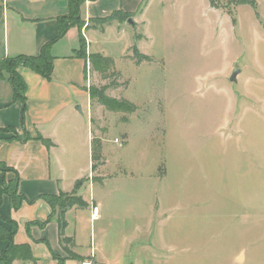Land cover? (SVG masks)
Returning <instances> with one entry per match:
<instances>
[{"label": "rangeland", "instance_id": "obj_1", "mask_svg": "<svg viewBox=\"0 0 264 264\" xmlns=\"http://www.w3.org/2000/svg\"><path fill=\"white\" fill-rule=\"evenodd\" d=\"M255 2L217 0L211 11L202 0H153L135 27L121 14L80 21L126 26L94 33L91 48L114 69L103 79L89 65L83 149L87 162L88 135L103 143L92 192L116 223L134 215L133 249L145 244L150 264H264V0ZM135 48L152 61L135 64ZM99 93L137 110L111 111Z\"/></svg>", "mask_w": 264, "mask_h": 264}, {"label": "crops", "instance_id": "obj_2", "mask_svg": "<svg viewBox=\"0 0 264 264\" xmlns=\"http://www.w3.org/2000/svg\"><path fill=\"white\" fill-rule=\"evenodd\" d=\"M151 2L153 0H83L79 15L81 20H89L108 17L115 11L129 13L128 19L135 27L143 23L142 16ZM174 3L175 0H161L162 8ZM202 5L213 11L209 0H202ZM69 12V0H0V60L39 55L42 46L58 36L59 22ZM110 26L120 30L126 27L119 22L82 30L77 25L69 26L50 46L53 68L49 79L22 65L17 67V73L26 84L27 106L23 120L22 105L13 100L8 75L0 76V162L17 172V193L24 198L15 210L4 196L0 217L17 224L14 243L28 245L33 257L32 260L17 259L11 264H58L56 258L62 259L63 264H80L86 259L94 264H150L144 261L145 244L137 243L139 248L133 249L134 237H137L135 226L130 231L128 227L133 224L134 215L125 216L119 224L116 223L119 215L101 213L91 188L97 179L91 177L94 172L91 171L93 138L90 134L85 162L83 110L90 109L91 98L86 88L89 64L73 53L79 48L82 36L87 55L100 54L91 48L95 46L94 33ZM6 128L13 131H5ZM26 134L28 140H25ZM39 137L48 141L49 147ZM82 179L85 181L75 194L88 206L67 210L63 237L70 238L71 242L62 244L57 214L48 220L52 211L40 196L72 193L75 182ZM91 204L99 207V217L93 221L90 219ZM114 228L121 230L114 233ZM5 246L6 243L0 241V264H4L1 255Z\"/></svg>", "mask_w": 264, "mask_h": 264}, {"label": "trees", "instance_id": "obj_3", "mask_svg": "<svg viewBox=\"0 0 264 264\" xmlns=\"http://www.w3.org/2000/svg\"><path fill=\"white\" fill-rule=\"evenodd\" d=\"M211 7L219 8L217 0H209ZM235 1V6H242L248 5L253 10H256V2L255 0H230ZM83 0H69L70 12L69 15L59 22V34L58 36L45 43L39 55L25 57V56H18L14 58H5L0 60V76L3 73L8 75V81L11 86L13 92V100L21 102V118H24V112L26 110V84L21 78V76L17 73V67L22 65L24 67L29 68L33 72L43 76L46 79H49L52 68H53V57L50 54V46L60 39L69 26L77 25L78 29L81 30L80 25V15L79 9L80 5L82 4ZM229 16H232L233 24L235 22V18L231 11H226ZM121 14V16H120ZM120 16L121 20H127L131 17L129 13H121L118 11L113 12L110 16L104 18H96L92 20H96L100 23H108L110 22L115 16ZM73 56L77 58H82L87 61V64L91 65L92 69L99 73L103 79L107 78L109 75L107 73L114 69V62L111 58L103 56L98 53L89 54L86 53V44L85 40L82 36H80V45L77 50L74 51ZM133 56L135 58V64L139 65L142 62H150L152 59L148 56H144L138 53L136 49L133 50ZM90 98H94V89L89 87L88 89ZM99 97V95H98ZM99 101L106 106L109 110L114 112H126V113H134L137 110V107L132 104L131 102L125 99H107V98H99ZM5 131H13L11 128L4 129ZM29 136L25 135V140H28ZM47 147H49L50 143L43 138L39 137ZM91 171L97 172V168L104 165V160L102 156V143L101 140L98 138H93L91 140ZM4 172H10L13 174V178L10 182L7 183L5 180ZM19 181V176L15 170L5 166L3 163L0 162V205L2 203L3 197L7 196L10 201L11 208L18 209L21 206L22 201L24 200L23 197L18 195L17 193V185ZM85 180H79L75 182L74 190L71 195L67 193L57 195H42V198L51 208V215L48 218L50 220L53 215L57 214L58 225H59V236L61 239L62 244H67L71 242L70 238L63 237V231L66 226L64 215L67 210L71 209L72 207L78 208H86L88 205L80 196L75 194L76 189L79 185H81ZM1 221H5L8 224V227H3L0 225V241H4L6 243L5 248L2 251L1 260L4 264H11L14 260H32L33 257L31 255L29 246L26 244L23 245H16L14 243V236L17 232V224L7 218L0 217ZM28 227V225H27ZM56 258V257H55ZM58 259V264H63V260Z\"/></svg>", "mask_w": 264, "mask_h": 264}, {"label": "built area", "instance_id": "obj_4", "mask_svg": "<svg viewBox=\"0 0 264 264\" xmlns=\"http://www.w3.org/2000/svg\"><path fill=\"white\" fill-rule=\"evenodd\" d=\"M115 142L120 145L117 139L115 140ZM98 217H99V207L95 204H91L90 205V219L93 221V220L98 219ZM80 264H94V263L91 260L86 259V260L81 261Z\"/></svg>", "mask_w": 264, "mask_h": 264}, {"label": "water", "instance_id": "obj_5", "mask_svg": "<svg viewBox=\"0 0 264 264\" xmlns=\"http://www.w3.org/2000/svg\"><path fill=\"white\" fill-rule=\"evenodd\" d=\"M127 22L129 23V24H131V25H133V21L131 20V19H128L127 20ZM240 73V71H239V69H232L231 70V74H230V77H229V81H231V82H234V83H236V78H237V75ZM102 97V95H101V93H99V98H101ZM76 109L78 110V111H80V107L79 106H77L76 107ZM242 253H240L237 257H236V260L237 261H242Z\"/></svg>", "mask_w": 264, "mask_h": 264}]
</instances>
